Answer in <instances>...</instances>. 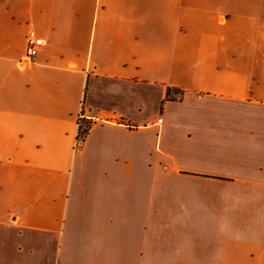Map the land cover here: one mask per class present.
I'll return each instance as SVG.
<instances>
[{"label": "crops", "instance_id": "obj_1", "mask_svg": "<svg viewBox=\"0 0 264 264\" xmlns=\"http://www.w3.org/2000/svg\"><path fill=\"white\" fill-rule=\"evenodd\" d=\"M0 264H264V0H0Z\"/></svg>", "mask_w": 264, "mask_h": 264}, {"label": "built area", "instance_id": "obj_2", "mask_svg": "<svg viewBox=\"0 0 264 264\" xmlns=\"http://www.w3.org/2000/svg\"><path fill=\"white\" fill-rule=\"evenodd\" d=\"M43 44L41 37L37 36L33 30L29 31L26 35V47L23 58L19 61V64H24L32 61L33 57L38 52L39 48ZM80 118H78V126H80Z\"/></svg>", "mask_w": 264, "mask_h": 264}, {"label": "trees", "instance_id": "obj_3", "mask_svg": "<svg viewBox=\"0 0 264 264\" xmlns=\"http://www.w3.org/2000/svg\"><path fill=\"white\" fill-rule=\"evenodd\" d=\"M168 92H169V90H168ZM80 122H82L81 119H80ZM88 127H89V125H88ZM88 127L87 126L83 127L82 124H80V126H78V131H77V135H76L78 142L83 140V138H84V136L88 130Z\"/></svg>", "mask_w": 264, "mask_h": 264}, {"label": "rangeland", "instance_id": "obj_4", "mask_svg": "<svg viewBox=\"0 0 264 264\" xmlns=\"http://www.w3.org/2000/svg\"><path fill=\"white\" fill-rule=\"evenodd\" d=\"M81 124H82L83 127H86V126L88 127L89 122H83V121H82Z\"/></svg>", "mask_w": 264, "mask_h": 264}]
</instances>
